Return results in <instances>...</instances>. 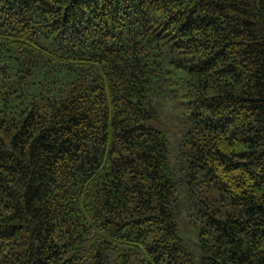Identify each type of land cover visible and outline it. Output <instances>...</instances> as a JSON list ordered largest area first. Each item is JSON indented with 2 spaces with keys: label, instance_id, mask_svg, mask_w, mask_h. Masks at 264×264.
<instances>
[{
  "label": "trees",
  "instance_id": "trees-1",
  "mask_svg": "<svg viewBox=\"0 0 264 264\" xmlns=\"http://www.w3.org/2000/svg\"><path fill=\"white\" fill-rule=\"evenodd\" d=\"M0 264H264V0H0Z\"/></svg>",
  "mask_w": 264,
  "mask_h": 264
}]
</instances>
